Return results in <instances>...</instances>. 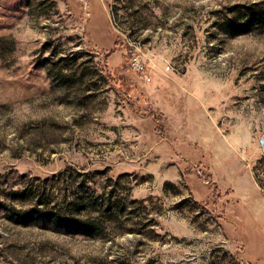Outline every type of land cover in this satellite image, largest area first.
Here are the masks:
<instances>
[{"label":"rangeland","instance_id":"1","mask_svg":"<svg viewBox=\"0 0 264 264\" xmlns=\"http://www.w3.org/2000/svg\"><path fill=\"white\" fill-rule=\"evenodd\" d=\"M252 6L0 0V264H264Z\"/></svg>","mask_w":264,"mask_h":264},{"label":"trees","instance_id":"2","mask_svg":"<svg viewBox=\"0 0 264 264\" xmlns=\"http://www.w3.org/2000/svg\"><path fill=\"white\" fill-rule=\"evenodd\" d=\"M256 7L257 6H252L251 8H249L248 9V14H251V15H253L252 17H254L255 15H257V14H261L260 16H264V13L262 12V11H256V12H252L254 9H256ZM249 23H250V20L249 21H243L242 23H241V25L243 26V28H246L248 25H249ZM26 192H28L29 193V195H32V192H34L33 191V189L32 188H27V189H24V190H21V191H18V192H13L12 193V199L14 200V201H18V202H23V200L25 199V195H26ZM74 211L75 212H78V207H76L75 209H74ZM95 220H90V221H88V222H90V224H91V222H94ZM21 223H23V222H21ZM86 227H92V226H90V225H85Z\"/></svg>","mask_w":264,"mask_h":264},{"label":"water","instance_id":"3","mask_svg":"<svg viewBox=\"0 0 264 264\" xmlns=\"http://www.w3.org/2000/svg\"><path fill=\"white\" fill-rule=\"evenodd\" d=\"M260 145H261L262 151L264 153V137L260 138Z\"/></svg>","mask_w":264,"mask_h":264},{"label":"built area","instance_id":"4","mask_svg":"<svg viewBox=\"0 0 264 264\" xmlns=\"http://www.w3.org/2000/svg\"><path fill=\"white\" fill-rule=\"evenodd\" d=\"M136 69H138V71H142L143 66L139 65V63H136Z\"/></svg>","mask_w":264,"mask_h":264}]
</instances>
